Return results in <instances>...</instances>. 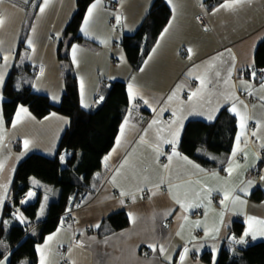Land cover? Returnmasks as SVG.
<instances>
[{"label":"crops","instance_id":"obj_1","mask_svg":"<svg viewBox=\"0 0 264 264\" xmlns=\"http://www.w3.org/2000/svg\"><path fill=\"white\" fill-rule=\"evenodd\" d=\"M165 1L171 20L139 71L133 70L119 44L139 29L154 0H95L88 8L81 34L95 41L100 34L106 36L111 58L100 52L93 56L83 44L70 46L81 105L95 106L103 81H123L130 109L103 158L87 204L66 213L65 227L48 235L52 243L45 238L39 264H64L62 246L66 261L70 255H82L85 264H208L202 260L207 251L215 264L229 243L235 248L264 240V200L252 198L257 190L264 192V70L254 69L256 49L264 41V0H226L214 8L207 0ZM109 2H116V9L105 10ZM77 3L0 0L2 58L12 67L26 38L27 12H32L28 49L20 59L33 60L35 70L43 69L32 87L56 105L65 90L58 44H68L64 34ZM38 56L39 64L33 59ZM10 67L3 68L0 83V228L18 165L35 152L55 156L69 125L59 113L40 119L24 105L8 125L2 86ZM49 74L57 77V86H50ZM225 108L238 124L232 151L215 155L201 149L199 155L216 162L215 167L186 156L181 141L187 124L214 122ZM35 182L33 189L40 185ZM59 193L56 190L53 199ZM14 210V219L28 225L22 210ZM121 211L127 213L129 226L112 230L107 219ZM236 221L245 225L239 238L230 233ZM2 240L0 262L6 264L11 249L6 250Z\"/></svg>","mask_w":264,"mask_h":264},{"label":"trees","instance_id":"obj_2","mask_svg":"<svg viewBox=\"0 0 264 264\" xmlns=\"http://www.w3.org/2000/svg\"><path fill=\"white\" fill-rule=\"evenodd\" d=\"M94 1L78 0L77 11L64 34L68 44L61 41L59 45V59L66 63L65 90L60 104L55 105L49 96L36 92L30 80H19L22 71L31 73V65L21 68L18 64L23 41L20 43V50L16 52L12 72L3 89V113L8 125L13 121L19 105L27 106L40 119L53 112L69 119V125L54 157L35 152L25 158L16 169L11 191L12 200L6 204L5 214L7 217L10 214L11 217L15 208L22 210L39 233H30L32 227L21 221L14 223L8 230L1 226L0 239H4L6 250L11 249L7 264H21L23 260H28L29 264H38L37 246L59 228L66 213L77 207L82 196L92 190L95 176L102 168L103 158L112 149L119 128L130 109L127 84L123 81H103L95 106L85 109L81 105L79 82L68 52L75 43L87 45L90 42L81 34V28L88 8ZM225 1L207 0V3L210 8H214ZM171 17L172 11L167 2L154 0L139 29L134 34L123 37L121 46L134 71L142 68ZM254 69L264 70V41L256 49ZM34 71L35 74L39 72ZM237 130V119L228 108L222 110L214 122L190 121L183 134L181 151L204 166L215 167L216 162L199 155L200 150L206 149L215 155L230 153ZM262 165L264 166V160L261 167ZM33 178L60 191L58 198L50 203L48 217L42 223H36L39 202L21 208V199L33 188ZM252 198L262 201L264 192L259 189ZM107 222L112 230L129 226V218L124 211L110 215ZM244 228V222H234L230 228L231 236L239 238ZM4 253L5 251H0V258ZM202 260L211 264L212 254L205 252ZM216 264H264V240L235 248L225 245Z\"/></svg>","mask_w":264,"mask_h":264},{"label":"rangeland","instance_id":"obj_3","mask_svg":"<svg viewBox=\"0 0 264 264\" xmlns=\"http://www.w3.org/2000/svg\"><path fill=\"white\" fill-rule=\"evenodd\" d=\"M32 13V12H31ZM29 11L27 12V16H26V18H25V25H26V27L28 28L27 29V31H26V33H25V36H26V38L25 37H23L22 38V40L21 41H23L24 42V48L21 50L22 52H21V58H23V55H24V51H27V46H26V41H27V35H29V30H30V25H31V23H32V14H31ZM17 17V16H16ZM16 25H17V23H16ZM15 25V26H16ZM113 25V24H112ZM119 27V26H118ZM15 31H16V29H14ZM119 30H120V27H119ZM35 35V37L38 39V37H37V35L36 34H34ZM86 39H88L90 42L87 44V45H85V46H83V48L85 49V50H87V52H90V53H92V55L94 56H96V54H97V52H100V54L102 55V57L103 58H105L106 60H110V55H109V53H108V51H107V47L109 46L108 45V41H107V38H106V36H103V35H101L100 34V37L97 39L98 41H95V40H92V39H89V38H86ZM20 40H19V43H20ZM112 41L113 40H111V43H112ZM29 42H30V40H29ZM7 45H8V47H7V52H8V55L10 54H12V49H11V43L10 42H7ZM119 45H121V43L119 44ZM19 46V45H18ZM58 47H59V44H58ZM123 48V47H122ZM124 50V49H123ZM34 53H35V49H34ZM39 53H40V49H39ZM69 53V55H70V59H71V63H72V67H73V69H74V71H75V65H73L74 64V61H72L73 60V54H71L70 53V51L68 52ZM2 56H3V54H0V77L2 76V78H3V75H2V71H3V68H5V67H10V65H9V62L7 61V57L6 58H2ZM4 57V56H3ZM34 60H36L37 62H38V64L40 63V61H41V59H40V57L38 56V57H35V58H33ZM102 59V58H101ZM103 60V59H102ZM31 61H33V60H31ZM30 60L28 61V60H23V59H19L18 60V64H19V66L22 68L23 66H25V65H27V64H29V65H31V73L30 72H27V71H22L21 72V76L19 77V80L22 78V80H25L26 82L27 81H29L30 80V83H31V85H32V82L33 81H35V77H36V74H35V68L38 66L37 64H35L34 62H31ZM104 61V60H103ZM59 65L61 66V68H63L62 66H64V68H65V66H66V63L65 62H63V61H60L59 62ZM12 69H13V65H12V67H10V70H9V72L7 73V75H6V78H5V80H4V84H3V86H2V89H4V87H5V85H6V82H7V80H8V78H9V76H10V74H11V72H12ZM39 70V69H38ZM41 70H43V69H41ZM38 72V71H37ZM57 77H55L54 75H51V74H49L48 75V83L50 84V86L52 85V86H57L56 84H57ZM64 82V81H63ZM19 83H21V81H19ZM42 87V84H39L38 83V86H37V89H42L41 88ZM39 93V92H38ZM39 94H44V93H39ZM44 95H46V94H44ZM59 96L60 95V93L59 94H56V96ZM48 96V95H47ZM53 102V101H52ZM53 104H55L54 102H53ZM56 105V104H55ZM29 110V109H28ZM55 155H56V153H55ZM54 157V156H53ZM64 158H66V156H64ZM65 160V159H64ZM32 181L33 182H35V181H37L40 185H39V188H32L31 190H34V191H36L38 194L40 193V195H41V197L42 198H40L41 200L39 201V212H38V221H41V218L42 219H44L45 218V220L47 219V217H48V213H49V205H50V203L53 201V200H55V199H53L54 198V194H55V191L56 190H59L58 188H56V187H54V186H52V185H49V184H46V183H43V182H41V181H39L38 179H36V178H33L32 179ZM37 182H35V183H37ZM27 195V194H26ZM25 195V196H26ZM40 195H39V197H40ZM53 199V200H52ZM22 200H23V198L21 199V203H22ZM50 200H52L50 203L48 202V201H50ZM87 203H85L83 206L85 207V205H86ZM22 206H23V203L21 204ZM14 216V215H13ZM12 216V219H9L10 217H6V222H5V224H4V227H5V229L6 230H8L9 229V226L10 225H12L14 222H18L19 220H17V219H14V217ZM26 220H27V218H26ZM44 220V221H45ZM66 221V218H62V222H61V228H64L65 227V225H64V222ZM28 225H29V227H32L31 228V230H30V233H39V230H37V231H35L34 229L36 228L35 226L33 227V225L31 224V222L29 221L28 222ZM48 238H49V236H47ZM46 237V238H47ZM49 240V239H48ZM44 242V241H43ZM40 243L38 246H37V252H38V260H39V258H40V256H41V254L42 255H44L43 253V251L41 250V253H40V248L41 247H43L44 246V244H45V242L44 243ZM49 242V241H48ZM50 243H52V240L50 239ZM2 244H3V246L5 245V242L2 240ZM228 246L229 247H231V243H229L228 244ZM61 250H62V257H63V261H64V264H85V258L82 256V255H80V256H78V257H75L74 255H70V257H69V261L67 260L66 261V253H67V250H65V248L62 246V248H61ZM9 262V261H8ZM7 262V263H8ZM6 263V264H7ZM21 264H29V262H28V260H23L22 261V263ZM38 264H39V261H38ZM215 264H216V261H215Z\"/></svg>","mask_w":264,"mask_h":264},{"label":"built area","instance_id":"obj_4","mask_svg":"<svg viewBox=\"0 0 264 264\" xmlns=\"http://www.w3.org/2000/svg\"><path fill=\"white\" fill-rule=\"evenodd\" d=\"M116 7H117V4H116V2H109L106 6H105V10H112V9H116ZM112 22L114 23V21L112 20ZM200 23L203 25V26H206V22L204 21V19L203 18H200ZM42 72V70L41 69H39V73H41ZM89 196H90V193L89 192H87V193H85L83 196H82V198H81V201H80V203H79V208H82V207H84L83 205L85 204V203H87V201H88V199H89ZM14 211V210H13ZM67 216V215H66Z\"/></svg>","mask_w":264,"mask_h":264},{"label":"water","instance_id":"obj_5","mask_svg":"<svg viewBox=\"0 0 264 264\" xmlns=\"http://www.w3.org/2000/svg\"><path fill=\"white\" fill-rule=\"evenodd\" d=\"M38 197H39V194L36 191L30 190L25 196V198H23L22 200L23 207L25 208L27 206L37 203Z\"/></svg>","mask_w":264,"mask_h":264},{"label":"snow or ice","instance_id":"obj_6","mask_svg":"<svg viewBox=\"0 0 264 264\" xmlns=\"http://www.w3.org/2000/svg\"><path fill=\"white\" fill-rule=\"evenodd\" d=\"M237 2H239V0H237ZM94 7V6H93ZM43 9H41L42 11ZM91 10L89 11V16H91ZM4 23L3 19H0V26H2ZM87 23V22H86ZM0 83H2V77H0ZM262 87H264V85H262ZM193 95H196V93H193ZM261 223H264V221H262ZM255 238V237H253ZM49 239H51V237H49ZM238 242H241V241H238ZM151 247V245H149ZM0 264H3V262H0Z\"/></svg>","mask_w":264,"mask_h":264}]
</instances>
